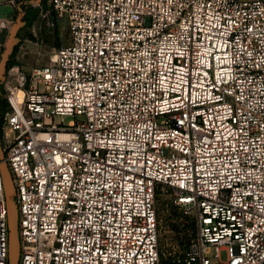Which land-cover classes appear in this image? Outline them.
<instances>
[{
	"label": "built area",
	"instance_id": "obj_1",
	"mask_svg": "<svg viewBox=\"0 0 264 264\" xmlns=\"http://www.w3.org/2000/svg\"><path fill=\"white\" fill-rule=\"evenodd\" d=\"M39 6L71 42L1 86L19 264H264V0ZM161 193L193 217L182 252L161 250Z\"/></svg>",
	"mask_w": 264,
	"mask_h": 264
},
{
	"label": "rangeland",
	"instance_id": "obj_2",
	"mask_svg": "<svg viewBox=\"0 0 264 264\" xmlns=\"http://www.w3.org/2000/svg\"><path fill=\"white\" fill-rule=\"evenodd\" d=\"M23 1L0 0V17L7 18L11 23L8 30L3 34L8 36L9 29L17 21L19 14L25 11L22 8ZM34 6H37L39 9L38 16L31 27V33L27 34L19 42V47L15 55V62L20 64L24 70H29L37 64L48 63L54 47L68 45L71 42L70 32L65 18H61L56 23L55 28L52 26L45 32L44 12L39 5ZM69 119L67 118V120ZM157 207L161 250L166 254L184 251L195 232L193 217L175 205L172 194L170 193H161L157 196ZM181 239H184L183 244L180 242ZM226 255V251L222 250L221 258L225 259Z\"/></svg>",
	"mask_w": 264,
	"mask_h": 264
},
{
	"label": "water",
	"instance_id": "obj_3",
	"mask_svg": "<svg viewBox=\"0 0 264 264\" xmlns=\"http://www.w3.org/2000/svg\"><path fill=\"white\" fill-rule=\"evenodd\" d=\"M33 5H39L42 0H30ZM25 11L21 12L17 21L9 29V34L4 43V49L0 58V96L1 86L6 79L7 65L13 54L15 47L27 34L31 33V27L26 26L23 19ZM0 173L5 181V192L8 205V225H9V262L8 264H19L20 260V238L18 229V206L14 197L15 187L12 181L11 172L5 158V152L0 137Z\"/></svg>",
	"mask_w": 264,
	"mask_h": 264
},
{
	"label": "trees",
	"instance_id": "obj_4",
	"mask_svg": "<svg viewBox=\"0 0 264 264\" xmlns=\"http://www.w3.org/2000/svg\"><path fill=\"white\" fill-rule=\"evenodd\" d=\"M23 2H24V4L22 5V8L26 12L24 17H23V19L26 21V25L27 26L32 27L35 19L38 16L39 9H38L37 6L32 5L30 3V0H24ZM6 36H7L6 34H2L1 35L2 42H4L6 40ZM18 47H19V45H17L15 47V50H14L13 54L11 55V58H10V60L8 62V65H7V71L8 72L11 69L12 65L15 63V55L17 53ZM5 105H6V101L3 98V95H1L0 96V115H1V112L4 109ZM0 126H1V117H0ZM180 242H181V244H183L184 243V239H181Z\"/></svg>",
	"mask_w": 264,
	"mask_h": 264
},
{
	"label": "flooded vegetation",
	"instance_id": "obj_5",
	"mask_svg": "<svg viewBox=\"0 0 264 264\" xmlns=\"http://www.w3.org/2000/svg\"><path fill=\"white\" fill-rule=\"evenodd\" d=\"M27 26V25H26Z\"/></svg>",
	"mask_w": 264,
	"mask_h": 264
}]
</instances>
